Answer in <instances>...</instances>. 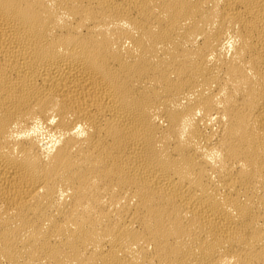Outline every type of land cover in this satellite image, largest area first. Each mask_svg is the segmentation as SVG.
Wrapping results in <instances>:
<instances>
[{
	"label": "bare ground",
	"instance_id": "obj_1",
	"mask_svg": "<svg viewBox=\"0 0 264 264\" xmlns=\"http://www.w3.org/2000/svg\"><path fill=\"white\" fill-rule=\"evenodd\" d=\"M0 264H264V0H0Z\"/></svg>",
	"mask_w": 264,
	"mask_h": 264
}]
</instances>
